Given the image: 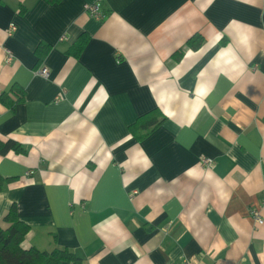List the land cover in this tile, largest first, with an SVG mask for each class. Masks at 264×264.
Wrapping results in <instances>:
<instances>
[{"label": "crops", "instance_id": "obj_1", "mask_svg": "<svg viewBox=\"0 0 264 264\" xmlns=\"http://www.w3.org/2000/svg\"><path fill=\"white\" fill-rule=\"evenodd\" d=\"M96 1L102 19L85 11ZM15 86L0 140L24 151L0 153V225L15 204L25 249L264 264L249 214L264 189V0H0V96ZM152 111L165 120L138 139L130 127Z\"/></svg>", "mask_w": 264, "mask_h": 264}, {"label": "trees", "instance_id": "obj_2", "mask_svg": "<svg viewBox=\"0 0 264 264\" xmlns=\"http://www.w3.org/2000/svg\"><path fill=\"white\" fill-rule=\"evenodd\" d=\"M49 2H57L59 0H48ZM204 38L201 34H194L187 41V46L192 49H199L202 46ZM86 44L85 36H82L78 43L73 47L72 53L79 56ZM48 46L40 47L37 50L40 59L48 52ZM183 51H177L173 57L180 60ZM14 92L16 100H9L7 96L1 95L0 100L13 107L17 102L24 99V90L15 86ZM165 116L158 111H152L141 118L130 127V131L138 139H143L148 136L155 128L163 121ZM10 150L18 153L23 152L22 145L12 139L7 141L0 140V153L5 154ZM4 221L9 224V227L3 228L0 225V264H81L80 258L67 249H55L52 252L39 250L35 247L25 249L22 243L25 236L30 230L29 225L22 222L18 217L16 205H12L8 213L4 216Z\"/></svg>", "mask_w": 264, "mask_h": 264}, {"label": "built area", "instance_id": "obj_3", "mask_svg": "<svg viewBox=\"0 0 264 264\" xmlns=\"http://www.w3.org/2000/svg\"><path fill=\"white\" fill-rule=\"evenodd\" d=\"M85 11L89 14L90 17L96 18V19H102L105 17V14L102 12L101 3L100 1H96L93 3H89L85 5ZM16 30V24L11 23L7 35L11 36L13 32ZM6 51V58L5 61L7 63L12 62L14 56L11 50L5 49ZM38 73L41 74L44 77H47L49 75V70L47 67H42L38 70ZM201 164L206 167H210L214 164V160L209 157H202ZM264 210V189L262 192V197L260 200L259 206H253L249 208V214L250 216L255 220L256 223L262 224L264 222L263 216L261 211ZM183 264H196V260L193 259H185Z\"/></svg>", "mask_w": 264, "mask_h": 264}]
</instances>
